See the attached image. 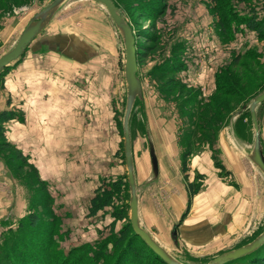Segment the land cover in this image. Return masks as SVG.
Wrapping results in <instances>:
<instances>
[{"label":"rangeland","instance_id":"rangeland-1","mask_svg":"<svg viewBox=\"0 0 264 264\" xmlns=\"http://www.w3.org/2000/svg\"><path fill=\"white\" fill-rule=\"evenodd\" d=\"M50 1L0 0V55ZM114 1L131 25L138 47L136 73L142 96L132 108L129 130L140 223L180 261L205 264L250 242L264 228V175L245 161L248 165L245 163L246 171L238 182L214 148L219 144L231 158L233 149L252 148L248 107L240 106L264 85V40L255 38L252 31L238 32L233 39L220 31L219 8L229 0ZM263 1L230 0L239 15H244L241 9L245 6L259 8ZM49 22L61 43L39 44L48 49L51 45L57 50L55 56L68 59L69 64L60 63L53 53L51 62L31 58L33 42L44 27L0 74V111L15 114L3 123L1 138L12 146L0 148V239L8 228H15L35 212L40 223L32 234L26 233L30 230L26 226L21 238L44 255L51 249L64 254L71 248H94L107 236L110 208L86 216L89 198L102 179L126 182L116 201L125 208L126 216L116 222L115 231L129 222L120 131L126 102L122 37L107 10L93 0L63 1ZM246 50L255 51L257 58L254 54L252 58L239 56ZM175 56L184 62V68H171ZM41 70L49 76L39 75ZM218 72L223 89L216 91L214 76ZM46 88L52 94H37ZM256 113L264 154V102ZM162 127L170 136H165L166 145L170 143L177 152V173L172 177L157 176L148 159L150 147L158 146ZM165 143L159 141L160 148ZM208 149L214 174L201 173L191 165ZM192 182L199 188L181 219L188 199L187 184ZM242 182L255 194L250 202L241 197ZM182 194L185 205L176 217L171 198L178 200ZM250 204L260 206L262 212L249 211ZM52 210L55 217L49 213ZM189 214L198 221L207 219L215 227L225 228L227 220L232 229L214 231L208 243L188 245L180 226ZM50 225L56 228L55 234L49 232ZM107 248L109 256L95 264L115 259L117 248L112 243Z\"/></svg>","mask_w":264,"mask_h":264},{"label":"trees","instance_id":"trees-1","mask_svg":"<svg viewBox=\"0 0 264 264\" xmlns=\"http://www.w3.org/2000/svg\"><path fill=\"white\" fill-rule=\"evenodd\" d=\"M112 1L116 6H118L114 0ZM238 11L239 10L235 6H232L230 0L225 4H222V8H219V26L221 27L220 31L223 34H227L229 39H233L236 33H242L243 30L252 31L255 38L264 40V1L259 8H256L252 5L245 6L243 9H241L244 15H239L240 13ZM134 38L137 58L138 47L136 45L137 43L135 34ZM252 54H254L253 58H257L256 52L253 50H246L240 53L239 56L252 58ZM172 63L173 65L171 68L176 67L181 69L185 67L184 62H181L180 57L178 56L173 57ZM7 66H5L0 71V74ZM219 72L214 76L216 91L223 89L222 86L218 84L220 79ZM263 87L264 85L260 90H262ZM257 92L253 95H250L247 101L240 106V109L244 106V104L249 103L250 99L255 94H257ZM224 93H229V91ZM237 113H240V110H238ZM248 114L250 118L249 109ZM13 117H15V114H13L11 110L0 111V148L2 146H12L9 142L2 140L1 138L4 136L3 123ZM130 122L131 118L129 120V125ZM120 131L122 132V126H120ZM186 166L187 163L183 162V169H186ZM217 166L221 167L219 163H217ZM125 177L127 179V176ZM125 185L126 182L122 178H117L114 180L102 179L94 188L93 195L89 198L86 214L87 217H94L98 214V212L103 213L107 208H110L109 215L112 217V220L109 223V233L102 241L98 242L96 247L71 248L64 254L57 250L51 249L49 252H47V254H41V252L36 250V245L31 246L27 240L24 241L21 238L22 232L26 231V226L30 229L27 230L26 233L32 234L31 230L37 227V225L40 223L39 215L35 212H30L24 220L18 222L15 228H8L2 235L0 239V264H52L51 260H58L59 264H95L96 262L102 261L109 256L107 248L109 243H112V245L117 248V254L112 262H106L105 264H167L158 255H156L137 234L134 233L130 222H126L115 231L114 227L116 222L124 219L126 216L125 208L123 206L116 205V201L119 199V196L125 189ZM198 188V184L193 182L187 184L188 199L186 208L181 214V219L187 213L189 201L197 192ZM49 213H52L53 217H55L54 210ZM50 227L51 228L49 229V232L51 234H55L56 228L52 225H50ZM261 231L262 229L259 230L255 236H257ZM45 247L49 249V246ZM81 253L85 255H81ZM47 256H49V258ZM222 264H264V242L250 253L229 260Z\"/></svg>","mask_w":264,"mask_h":264},{"label":"water","instance_id":"water-1","mask_svg":"<svg viewBox=\"0 0 264 264\" xmlns=\"http://www.w3.org/2000/svg\"><path fill=\"white\" fill-rule=\"evenodd\" d=\"M65 0H51L43 9L33 15L24 26L17 40L13 46L0 55V71L7 66L11 61L16 60L22 55L26 47L31 40L46 26L51 19L52 15L58 8V6ZM100 3L108 12L112 22L118 29L124 47V65L123 74L126 88V102L124 113L122 117V138H123V153L124 163L126 168V176L129 190V222L132 230L137 234L143 242L163 261L167 264H190L180 261L169 253L140 223L138 214V196L136 192V180L133 166V157L131 149V136L129 130V120L131 111L136 98H141L142 88L141 81L137 75V58H136V46L135 38L131 25L121 15L119 9L112 0H93ZM264 101V87L261 91L255 94L248 105L242 107H248L250 112V118L253 128V143L249 153V158L252 163L260 170L264 175V154L260 142L259 125L257 120L256 108ZM150 155L152 161L153 171L157 172V164L153 152V148L150 147ZM176 233V226H173V234ZM264 242V228L254 239L250 242L241 245L239 247L224 251L205 264H222L229 260L241 257L247 253H250Z\"/></svg>","mask_w":264,"mask_h":264},{"label":"crops","instance_id":"crops-1","mask_svg":"<svg viewBox=\"0 0 264 264\" xmlns=\"http://www.w3.org/2000/svg\"><path fill=\"white\" fill-rule=\"evenodd\" d=\"M52 22H49V24H47L44 28V30H42L43 32H40L41 34L39 36H37L33 42L32 45V52H35L34 55L31 56V58H36L37 61H41V59H45V62H47L50 59H52V56H49L51 53H53V57L55 59L60 58V63H65V64H69L68 59L58 56L56 57V54L54 51H57L56 49H52V46L50 45L49 49L46 48L44 46V44H39L42 41H48L49 43H51V41L53 42V45L55 44H60L61 43V39L60 36L57 33H53L51 30L52 27ZM54 35V36H53ZM48 37V38H47ZM37 44H39V46H36ZM65 59V60H63ZM46 67L50 66V65H45ZM48 71L44 70V71H39V75L41 76H49L48 75ZM197 74V77H200L201 74L200 73H195V75ZM213 81V79H212ZM46 91H49L51 93V90H48V88H46V90L44 91L43 89H39L37 90V94H43ZM47 93V92H46ZM49 93V94H50ZM52 94V93H51ZM49 104L52 103L51 101V97H49L48 99ZM46 106H48L49 104L47 102H45ZM160 130V129H159ZM158 146L156 147V145L152 146L153 148V152H154V156H155V160H156V164H157V176H163V177H172V176H176L177 173V169H176V157H177V152L175 149H173L172 145H170V143L168 145H166L165 141L166 138L165 136H167L168 138H170V136L166 133V131L164 130V128L162 127L161 130L158 132ZM230 136V135H229ZM261 138H262V133H261ZM229 140L232 142L233 140V136L229 138ZM160 142H164L165 146L163 148H160ZM168 142V140H167ZM215 151L217 152V158L221 161V163L226 166V168L232 172L234 176V179H236L237 181L239 180L238 178H240L239 175L243 174L246 171V165H248L247 163H251L253 166H255L252 161L249 158V153L251 151V146L249 147H243L242 149H238L237 151L235 149H233V156L232 158L230 156H228L227 152H225L224 150H222V148L220 147L219 144H217V146L214 147ZM231 148V147H230ZM131 149H132V145H131ZM232 150V149H231ZM133 153V151H132ZM210 153L211 150L208 149V151H206L205 153H203L201 156H198L195 160H193L191 162L192 167H194L195 169H197L199 172L201 173H207V174H214V167L212 166V163L210 161ZM230 154V152H228ZM232 154V153H231ZM133 157V156H132ZM148 159H149V163L150 166L152 165V161H151V155H150V149L148 150ZM248 159V160H247ZM247 161V163L245 162ZM246 163V165H245ZM239 176V177H237ZM239 182V181H238ZM243 183V190H241V197L246 201L250 202V198H252L253 196L255 197V194H251V192L247 189L246 185L244 182ZM253 195V196H252ZM252 196V197H251ZM185 194H182L180 198H178V200L175 198H171L172 202L171 205H174V213L173 216H180L181 212H182V208L185 205ZM260 206H256L255 204H250V206L248 207V210L255 213L258 212L260 214V212H262L261 208L259 209ZM250 215V214H249ZM193 217V220H191ZM197 217H195L194 215L191 216V214L188 215V217L183 221L182 225L180 226L181 228V236L182 239L187 241L188 245H192V246H199L200 244H205L208 243L209 241L213 240L214 237V231H219V229L223 232H229L230 228L232 229V227H227L228 221L226 220V227L223 228L220 225H216V227L214 226V224L212 222L207 221V219L205 220H196ZM246 221V216L245 218H243V222L245 223ZM210 223V224H209Z\"/></svg>","mask_w":264,"mask_h":264}]
</instances>
